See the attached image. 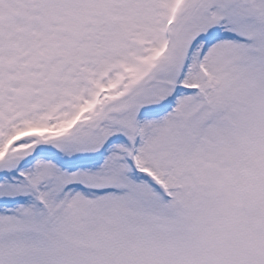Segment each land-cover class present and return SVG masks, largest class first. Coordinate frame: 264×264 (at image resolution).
<instances>
[{
    "label": "snow or ice",
    "instance_id": "obj_1",
    "mask_svg": "<svg viewBox=\"0 0 264 264\" xmlns=\"http://www.w3.org/2000/svg\"><path fill=\"white\" fill-rule=\"evenodd\" d=\"M0 264H264V0H0Z\"/></svg>",
    "mask_w": 264,
    "mask_h": 264
}]
</instances>
